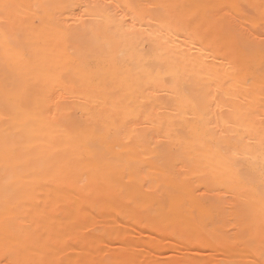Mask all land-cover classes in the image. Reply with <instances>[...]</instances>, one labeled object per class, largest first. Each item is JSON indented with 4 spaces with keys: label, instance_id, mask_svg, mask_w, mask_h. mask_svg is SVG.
Listing matches in <instances>:
<instances>
[{
    "label": "bare ground",
    "instance_id": "obj_1",
    "mask_svg": "<svg viewBox=\"0 0 264 264\" xmlns=\"http://www.w3.org/2000/svg\"><path fill=\"white\" fill-rule=\"evenodd\" d=\"M262 33L264 0H0V264H264Z\"/></svg>",
    "mask_w": 264,
    "mask_h": 264
},
{
    "label": "snow or ice",
    "instance_id": "obj_2",
    "mask_svg": "<svg viewBox=\"0 0 264 264\" xmlns=\"http://www.w3.org/2000/svg\"><path fill=\"white\" fill-rule=\"evenodd\" d=\"M88 8L89 6L86 4H82L77 8V11L80 9H83L81 12V15L74 20L71 24H68L67 27L69 29L73 28V25H75L77 28L87 27V21H88ZM139 22L138 16L134 15L131 18L128 19H121V22L119 24V29L121 30V33L127 36H136L139 34L141 29H137V23ZM68 35H71V32L68 33ZM262 39L261 43L264 44V33L261 34ZM7 56L10 58L11 54H7ZM18 59H22V56L17 57Z\"/></svg>",
    "mask_w": 264,
    "mask_h": 264
}]
</instances>
